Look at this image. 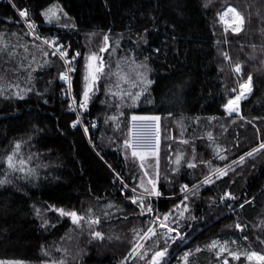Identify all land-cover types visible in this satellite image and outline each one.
Here are the masks:
<instances>
[{"label":"trees","instance_id":"trees-1","mask_svg":"<svg viewBox=\"0 0 264 264\" xmlns=\"http://www.w3.org/2000/svg\"><path fill=\"white\" fill-rule=\"evenodd\" d=\"M54 5L67 16L48 23L42 13ZM228 5L245 17L239 33L225 32L220 22ZM25 9L38 34L58 39L69 56L80 53L72 82L78 103L88 53L104 47L106 33L111 38L112 46L99 51L104 72L96 91L87 109H80L87 131L82 124L71 127L79 118L62 95L64 61L32 36L17 11ZM92 39L99 40L96 47ZM0 40L8 45L0 52V158L21 142L18 160L34 170L31 176L12 172L0 159V179L11 180L0 186V261L119 264L138 242L136 231L153 219L132 202L144 194L156 214L173 212L169 224L183 236L170 243L166 264H183L184 252L196 248L202 250L190 264H217L221 258L206 247L217 238H236L264 255V150L232 164L264 142V0H0ZM237 63L242 75L232 70ZM139 64L147 65L150 84L133 71ZM120 69L127 82L114 75ZM248 75L252 91L241 100L239 113L228 115L224 104ZM134 115L160 118V151L147 156L143 168L123 148L132 138ZM218 150L227 159H219ZM181 154L177 166L174 160ZM188 162L197 166L189 168ZM229 164L234 171L201 184L211 169ZM149 179L163 196L144 192L151 187ZM183 185L201 186L195 195L187 194L189 210L180 217L173 210L186 195ZM226 193L236 199L224 198ZM49 206L99 218V223L74 225ZM94 231L103 239L94 238ZM153 240L154 245L152 240L145 244L146 258L134 255L126 264H147L153 251L164 247L163 236ZM229 258L230 264H258Z\"/></svg>","mask_w":264,"mask_h":264},{"label":"snow or ice","instance_id":"snow-or-ice-1","mask_svg":"<svg viewBox=\"0 0 264 264\" xmlns=\"http://www.w3.org/2000/svg\"><path fill=\"white\" fill-rule=\"evenodd\" d=\"M210 2V0H209ZM209 3H205L204 7H208ZM18 14L21 18L25 20V23L27 24V27L31 30L32 34H35V23L33 21H30L27 19L28 17V11L25 10H17ZM61 14L63 16H67L66 13H63V10L59 8L58 5H54L50 8H48L46 11L42 13V15L45 17L48 23H52L54 21H59L61 19ZM229 14L232 15V22L236 25L235 27H232L231 24L227 23L226 18L229 17ZM219 19L221 23L227 24L224 31L228 32L231 30L233 33H239L243 31L244 24H245V17L241 14L240 11L237 10V8L233 6H228L225 11L219 14ZM65 27L69 25H64ZM74 27V25H71ZM147 32V30H145ZM39 39V37H36ZM104 47H102L99 51L104 52L108 50L109 44H108V36H104ZM140 42L147 43V40L145 36H140ZM44 44H51L54 48V51L52 52V55H59L62 60L65 61L66 65H68L67 70L62 72L60 74V79L63 81H66L69 85V89L71 88V79L69 76L70 72L75 71L74 67H72V63L75 60L77 56L80 55L79 52H76L74 56L71 57V59H67L68 52L64 49L63 45H57L55 41H49L47 39L44 40ZM8 48L7 43H5L3 40H0V52H6ZM156 51H159V49H156ZM9 55H14V53H8ZM45 56L48 55V53H44ZM225 59L231 60V58L227 55V53H223ZM30 67V66H29ZM143 68L145 69V72H139V69ZM147 65L146 64H139L136 65L133 71L136 72L137 76L140 77L142 82L151 83L152 81L147 80L146 78V72H147ZM236 74L242 75V65L237 63L234 65L232 69ZM104 72V62L103 57L98 55L97 53H91L87 57V64H86V75L84 76L85 85L84 90L82 92V99L79 103L78 107L81 109H87L88 103L91 99V95L94 94L96 91V84L99 79V74ZM114 75L118 76L119 80L127 82L128 77L123 74V70L120 69L117 73H114ZM119 85H117L118 87ZM30 90V89H29ZM233 93H238L232 98H229L225 104L224 108L226 109L228 115H232L233 113H239V102L240 100L247 99V95L251 93L252 91V76L248 75L246 81L241 83L239 85V89L233 88L231 90ZM116 93H113L115 95ZM124 93H121L123 95ZM129 96H131V93H127ZM19 98L23 99V95H21L19 92L15 93ZM71 111H77L76 107V100L73 98L72 105H70ZM111 119L116 120L117 117H112ZM133 121H155L157 122L155 128L152 127H141L138 131H136L131 139H126L123 143L124 149H130L131 150V156L133 158H138L141 161V168L144 167L143 161L147 158L148 155L156 156L158 154V143H159V132H158V116H138L134 115L131 118ZM240 119H244L243 116H240ZM78 124H82V120L77 119L72 124L71 127L75 128ZM95 127V124L92 125ZM85 131H87V128H85ZM153 137L156 138V150L152 152H145L143 151L146 147H152V140ZM208 138L211 140L213 139L211 133L208 134ZM184 143H187V141H184ZM21 150V142H16L11 149V154L7 155L5 158L0 159H6L7 167L10 171L16 172L19 171L21 173H26V175H33L34 170L33 169H26L23 167L27 163V161L23 159L18 160V156ZM264 150V143L259 144L258 147L253 148L252 150L248 151L244 155L240 156L239 160L232 161V164H241L245 161L246 157H254L257 153ZM219 151H217V156L221 160L227 159L226 156L220 155ZM183 159V155H177L174 163L179 166L181 163V160ZM210 164V162H208ZM18 164L20 165L18 167ZM232 164L226 165L223 168L217 167L211 169L210 175H205L203 180L201 181V184L207 185L214 183L213 176H215L217 179L221 178L222 176H226L229 171H234L232 168ZM196 163L194 162H188L187 167L194 168L196 167ZM179 170V167L176 169ZM145 175H147V172H145ZM11 183V180L5 176L3 179H0V186L4 184ZM148 183L151 185L150 188H145V193H147L148 196H155L160 197L162 193L157 189L156 182L152 179H149ZM143 182H141V187H143ZM201 185H193L192 188H189L188 185H183L181 188V191L186 193V195L183 197V200L181 201L180 205H177L176 208L173 211H178L179 216L183 217L184 212H187L188 206L185 203V201L188 200V195H195V190L198 189ZM135 191V189H133ZM226 199H236L235 196H233L231 193H226L225 197ZM133 203H138L139 207L141 208V215L145 214H152L153 219L149 222V225L146 229H142L140 231H136V235L138 236V242L136 245L132 248L131 252L129 253V256H137L139 258H146V252L147 249H145V244L152 240L153 245L156 243L155 240H153L154 237L163 236L164 237V247L159 250L153 251L150 258H147V264H166L165 257L168 255V248L170 243H175L176 240L183 241V236L180 234L178 228H173L170 226L169 221L170 218L173 216V212H169L163 215L156 214L154 212V209L151 206V203H145V198L143 196L137 197L132 200ZM244 205L241 204L240 207H243ZM183 209L182 211H179L180 209ZM48 211H53L59 213L60 216L69 217L71 219V222L74 225H81V222H86L89 227H91L93 224L99 223V218L92 219L90 216L86 219L84 215H80L75 210H65L63 208H55L53 206H49ZM37 215H40L39 210H37ZM171 223L175 224L177 221L173 219ZM237 228H241L239 224L236 225ZM158 229H165L166 232L160 233L158 232ZM135 231V230H134ZM175 232L176 235L172 236L171 234ZM93 237L96 239H103V236L100 232L94 231L92 233ZM227 242H225L226 244ZM225 244H221L220 241H212L209 245L206 247L209 250L215 251L217 256H220L221 254L228 252L230 256H232L233 259L239 260L241 258V253L239 252H232L229 251V249L225 246ZM138 249L140 251H138ZM202 249L196 248V249H189L186 252H184L183 256L181 257L183 264H190V257H193L196 253L200 252ZM245 258L248 261L255 260L258 262V264H264V255H261L257 252H245L243 253ZM0 264H6L4 261H0ZM12 264H23V262H12ZM53 264H64L63 261H53ZM223 264H228V261L225 260Z\"/></svg>","mask_w":264,"mask_h":264},{"label":"rangeland","instance_id":"rangeland-1","mask_svg":"<svg viewBox=\"0 0 264 264\" xmlns=\"http://www.w3.org/2000/svg\"><path fill=\"white\" fill-rule=\"evenodd\" d=\"M228 6H233V5H228ZM228 6H226L225 8H223L222 10H221V12L220 13H222L223 11H225L226 10V8L228 7ZM233 7H235V6H233ZM236 8V7H235ZM226 20H227V23L228 24H231L232 25V27H235L236 25L232 22V15L231 14H229V17H227L226 18ZM223 25H225V26H227V24H224L223 23ZM106 35V34H105ZM104 38V37H103ZM108 38H109V40H110V43H111V46H112V41H111V38L108 36ZM42 42V41H41ZM42 43H44V42H42ZM92 44H93V46H95L96 47V45L97 44H99V40L98 39H92V42H91ZM103 44H104V39H103ZM45 45H47V44H45ZM48 46V45H47ZM49 47V46H48ZM110 48V47H109ZM93 49V48H92ZM91 53H97L98 55H100L99 54V51L98 50H91V52H89L88 53V56L91 54ZM223 54V53H222ZM101 56V55H100ZM224 56V55H223ZM86 64H87V61H86ZM86 75V67H85V73H84V76ZM99 76H100V74H99ZM246 81V80H245ZM244 82V81H243ZM242 82V83H243ZM84 85H85V80H84ZM238 93H236L235 95H237ZM234 95V96H235ZM233 96V97H234ZM232 98V97H231ZM243 99V98H242ZM241 99V100H242ZM241 100H240V102H239V110H240V104H241ZM139 116H154V115H139ZM156 124H157V122H155V121H134L133 122V131H132V136H133V134L136 132V131H138L141 127H152L153 129L155 128V126H156ZM159 125H160V122L158 121V130H159ZM158 139H159V143H158V153H159V151H160V142H161V139H160V137H158ZM262 143H264V142H262ZM156 150V138L155 137H153V140H152V147H146V148H144L143 149V151H145V152H152V151H155ZM149 156V155H148ZM225 167V166H224ZM223 168V167H222ZM215 176H213V178H214ZM189 188H191V187H189ZM136 191V190H135ZM184 193V192H183ZM145 196L144 197H146V194H144ZM163 195V194H162ZM150 197H155V196H150ZM241 225V224H240ZM242 227V226H241ZM213 241H220L221 242V244H225V242H227L226 244H225V246L229 249V251H232V252H239V253H241V257H245L244 255H243V253H245V252H257V253H260L261 255H263L262 254V252L260 251V250H256V249H250L249 247H247V246H244V245H241L240 243H239V241L236 239V238H231V239H228V238H217V239H214ZM138 251H140L139 249H138ZM131 252V251H130ZM129 252V253H130ZM129 253L122 259V261H120L119 262V264H126V263H128L132 258H133V256H129ZM218 258H221V261L220 262H217V264H223V262L225 261V260H227L228 261V264H230L231 263V260H230V258L229 257H232V256H230L229 255V253L228 252H225V253H223V254H221L220 256H217Z\"/></svg>","mask_w":264,"mask_h":264},{"label":"built area","instance_id":"built-area-1","mask_svg":"<svg viewBox=\"0 0 264 264\" xmlns=\"http://www.w3.org/2000/svg\"><path fill=\"white\" fill-rule=\"evenodd\" d=\"M26 25H27V24H26ZM30 31H31V30H30ZM31 33H32V32H31ZM32 36H34V37H37V36H38V37H39V40H41L42 42H44V40L47 39V40H49V41H55L57 45H62L61 42H60L58 39H56V38H53V37H47V36H41L40 34L37 33L36 28H35V34H32ZM47 45H48L51 49H53V51H54V48H53V46H52L51 44H47ZM62 50H64V49H62ZM72 56H74V55H72ZM72 56H69V55H68L67 59H71ZM63 61H64V60H63ZM76 63H77V57L75 58V60H74L73 63H72V67H74V69H76ZM64 64H65V69H64V71H66L68 65H66L65 61H64ZM64 71H63V72H64ZM73 73H74V71L69 73V76H70V79H71V88H70V89H69V85H68V83H67L66 81L61 80L62 83L64 84L63 91H62L63 98H65V99H69L70 102H71V105H72L73 98H75L74 93H73V83H72V82H73ZM75 100H76V99H75ZM88 104H89V103H88ZM78 105H79V103L76 101L77 111H75V113L77 114L78 118L81 120L80 108L78 107ZM73 112H74V111H73ZM94 124L96 125V124H98V122L95 121ZM82 125H83V122H82ZM83 127H84V125H83ZM84 129H85V127H84ZM158 132H159V137H160V131L158 130ZM161 196H163V195H161Z\"/></svg>","mask_w":264,"mask_h":264},{"label":"bare ground","instance_id":"bare-ground-1","mask_svg":"<svg viewBox=\"0 0 264 264\" xmlns=\"http://www.w3.org/2000/svg\"><path fill=\"white\" fill-rule=\"evenodd\" d=\"M61 15H62V14H61ZM63 19H64V18H63ZM64 20H65V19H64ZM64 22H65V24H66L67 21H64ZM70 22H71V21H70ZM60 23H61V22H60ZM62 23H63V21H62ZM71 24H72V23H71ZM59 25H61V24H59ZM68 25H69V24H68ZM74 29H75V28H74ZM65 30H66V29H65ZM75 31H76V30H75ZM75 31H74V32H75ZM57 33H58V32H57ZM62 34H63V33H62ZM56 36H57V34H56ZM34 38H35V37H34ZM32 40H35V39H32ZM37 40H38V39H37ZM37 40H35V41H37ZM86 43H87V42H86ZM42 44H43V43H42ZM89 44H90V43H89ZM40 63H41V62H40ZM80 109H81V108H80ZM81 113H82V112H81ZM81 113H80V114H81ZM88 138H89V137H88ZM100 156H101V155H100ZM148 168H149V167H148ZM128 171H129V170H128ZM132 171H133V170H132ZM149 171H150V170H149ZM129 173H130V172H128V174H129ZM133 173H134V171H133ZM133 173H132V174H133ZM149 173H150V172H149ZM152 173H153V172H152ZM134 174H135V173H134ZM130 176H131V175H130ZM130 176H129V177H130ZM127 178H128V177H127ZM130 178H131V177H130ZM124 182H125V181H124ZM125 184H126V183H125ZM128 186H129V185H128ZM130 188H131V187H130ZM144 192H145V191H144Z\"/></svg>","mask_w":264,"mask_h":264},{"label":"water","instance_id":"water-1","mask_svg":"<svg viewBox=\"0 0 264 264\" xmlns=\"http://www.w3.org/2000/svg\"><path fill=\"white\" fill-rule=\"evenodd\" d=\"M106 35L109 36L108 33H106ZM108 44H109V47H111V43H110L109 38H108ZM109 47H108V48H109Z\"/></svg>","mask_w":264,"mask_h":264}]
</instances>
